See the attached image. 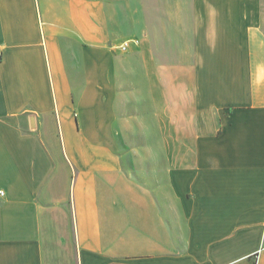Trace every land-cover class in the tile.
Instances as JSON below:
<instances>
[{"label":"crops","instance_id":"0c3cea01","mask_svg":"<svg viewBox=\"0 0 264 264\" xmlns=\"http://www.w3.org/2000/svg\"><path fill=\"white\" fill-rule=\"evenodd\" d=\"M132 1L0 0V264H264V0Z\"/></svg>","mask_w":264,"mask_h":264},{"label":"rangeland","instance_id":"374dc122","mask_svg":"<svg viewBox=\"0 0 264 264\" xmlns=\"http://www.w3.org/2000/svg\"><path fill=\"white\" fill-rule=\"evenodd\" d=\"M120 4V3H119ZM203 0H178V1H151V2H137L132 1L130 2V8L132 9L133 18L129 19V22L123 25L121 33L123 35H134L137 34V31H139L140 25H139V19L143 18V14L147 12L146 19L152 20L156 23V25H160L163 29L165 26L168 27L169 25V15L168 13H165L169 10L177 9L178 16L174 17L172 15L171 21L172 24L173 21H177V26L179 31L177 32V40H178V53H177V59L183 60V55L185 54V46L182 45L183 41L186 39V34L191 35V25H190V17L189 12L196 8V7H203ZM128 7V6H127ZM162 12L160 13L161 16H158V13L156 12L155 15L153 14V11ZM169 30V29H167ZM163 39L165 40V35L162 33ZM174 50L170 49H163V53L167 55V58L169 59V54H172L173 59V53ZM164 163V162H163Z\"/></svg>","mask_w":264,"mask_h":264},{"label":"built area","instance_id":"2783aa9c","mask_svg":"<svg viewBox=\"0 0 264 264\" xmlns=\"http://www.w3.org/2000/svg\"><path fill=\"white\" fill-rule=\"evenodd\" d=\"M129 44H130L129 41H125V42H123V43L119 46V48H120L121 50H123V51H127V50H128V47H129Z\"/></svg>","mask_w":264,"mask_h":264}]
</instances>
